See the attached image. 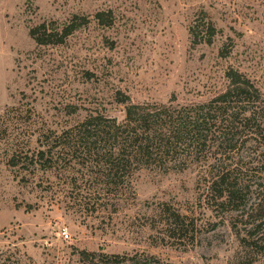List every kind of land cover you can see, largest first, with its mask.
Here are the masks:
<instances>
[{
	"label": "rangeland",
	"instance_id": "obj_1",
	"mask_svg": "<svg viewBox=\"0 0 264 264\" xmlns=\"http://www.w3.org/2000/svg\"><path fill=\"white\" fill-rule=\"evenodd\" d=\"M99 12L112 14L110 25L100 24ZM75 15L90 23L63 45L38 46L29 35ZM199 18L217 29L211 45L192 43ZM229 69L264 97V0H0V264H83L81 251L252 264L237 235L245 236L244 221L208 196L198 166L142 170L133 190L114 197L82 181L73 190L68 173L8 165L12 154L39 150L42 131L61 132L91 112L123 121L118 92L134 104L204 102L227 88ZM252 182L260 191L247 195L248 207L264 192V175ZM163 204L195 219L193 238H167ZM63 229L70 239L59 236Z\"/></svg>",
	"mask_w": 264,
	"mask_h": 264
},
{
	"label": "trees",
	"instance_id": "obj_2",
	"mask_svg": "<svg viewBox=\"0 0 264 264\" xmlns=\"http://www.w3.org/2000/svg\"><path fill=\"white\" fill-rule=\"evenodd\" d=\"M111 15L99 12L95 18L110 25ZM198 20L202 24L190 28L193 45H211L217 35L215 25L206 18ZM89 23L87 17L75 15L61 26L36 25L29 35L38 46L63 45ZM226 78L224 91L207 101L183 105L175 97L166 104H134L118 92L116 102L125 106L123 121L91 112L61 132L42 131L39 150L30 158L12 154L8 165L28 172L68 173L73 176V190L82 181L98 195L102 191L114 197L133 190L134 177L142 170L180 172L198 166L208 196L225 211L238 212L244 221L245 236L237 233L242 258L264 264V192L250 207L246 201L251 190L260 191L252 180L264 175V97L244 74L229 69ZM159 209L169 240L180 243L193 238L195 219L167 204ZM80 256L83 264H164L154 256L138 254L81 251Z\"/></svg>",
	"mask_w": 264,
	"mask_h": 264
},
{
	"label": "built area",
	"instance_id": "obj_3",
	"mask_svg": "<svg viewBox=\"0 0 264 264\" xmlns=\"http://www.w3.org/2000/svg\"><path fill=\"white\" fill-rule=\"evenodd\" d=\"M59 236L65 240L70 239V234L68 233L66 229L60 230Z\"/></svg>",
	"mask_w": 264,
	"mask_h": 264
}]
</instances>
